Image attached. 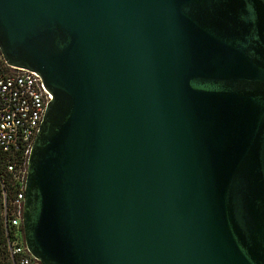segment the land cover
I'll return each mask as SVG.
<instances>
[{"label":"water","instance_id":"1","mask_svg":"<svg viewBox=\"0 0 264 264\" xmlns=\"http://www.w3.org/2000/svg\"><path fill=\"white\" fill-rule=\"evenodd\" d=\"M0 52L52 95L40 264H264V0H0Z\"/></svg>","mask_w":264,"mask_h":264},{"label":"built area","instance_id":"2","mask_svg":"<svg viewBox=\"0 0 264 264\" xmlns=\"http://www.w3.org/2000/svg\"><path fill=\"white\" fill-rule=\"evenodd\" d=\"M51 101L36 73L11 67L0 52V153L8 158L6 171L14 190L12 199L5 201V216L13 236L11 255L18 264H40L25 246L22 216L28 157Z\"/></svg>","mask_w":264,"mask_h":264},{"label":"trees","instance_id":"3","mask_svg":"<svg viewBox=\"0 0 264 264\" xmlns=\"http://www.w3.org/2000/svg\"><path fill=\"white\" fill-rule=\"evenodd\" d=\"M7 159L0 153V264H18L17 258L11 255L13 236L11 229L7 227L5 216V201L14 196L11 175L6 171Z\"/></svg>","mask_w":264,"mask_h":264}]
</instances>
